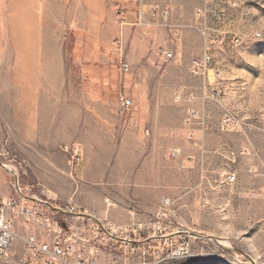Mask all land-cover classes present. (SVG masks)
<instances>
[{
  "label": "rangeland",
  "instance_id": "rangeland-1",
  "mask_svg": "<svg viewBox=\"0 0 264 264\" xmlns=\"http://www.w3.org/2000/svg\"><path fill=\"white\" fill-rule=\"evenodd\" d=\"M179 1L177 21L189 20L170 39L185 34V68L162 77L122 71L124 56L115 68L86 70L65 21L68 0H0V206L16 193L8 169L51 207L103 212L107 197L125 208L138 197L156 210L167 197L171 230L180 223L184 233L169 236L168 254L181 255L158 264H264V0ZM205 51L213 66L194 74L191 61ZM135 81L140 94L175 101L167 118L146 121L165 150L132 151L115 115H104L117 112L114 98L132 97ZM134 153L156 162L131 166ZM188 156L196 162H180Z\"/></svg>",
  "mask_w": 264,
  "mask_h": 264
},
{
  "label": "crops",
  "instance_id": "crops-1",
  "mask_svg": "<svg viewBox=\"0 0 264 264\" xmlns=\"http://www.w3.org/2000/svg\"><path fill=\"white\" fill-rule=\"evenodd\" d=\"M179 2V0H68L65 4L64 16L68 27L74 32V53L88 57L86 70H89V64L92 70L115 68L113 61L118 56L125 57L131 71L163 70V77L169 69L183 70L185 67L181 61L186 57L187 44L185 34L179 43L170 39V34H180L176 27H183L189 20L184 16L177 21ZM164 12H166L165 15H163ZM161 48L171 51L172 58L166 59L160 52ZM135 84L136 88L132 90L130 98L133 106L125 110L123 105L114 98L117 112H107L104 115H108L107 118H111L112 114L115 115L113 118L118 119L117 126L122 133V141L132 140L135 144L132 151L165 150L166 142L163 143L162 139L158 140L152 136V125H146V121L167 118L169 111L174 110L172 104L175 101L168 95L140 94V87L137 88V82ZM141 84L147 86L146 80L143 79ZM181 84V80L177 79L176 85ZM146 126L150 127L146 129ZM160 135H167L166 129ZM152 156L134 153L130 155V158L134 160L130 162V165L137 167L142 162L144 164L156 162ZM161 162H168L167 155L164 154ZM180 162L196 161L188 156L182 158ZM134 199L127 208L119 204L106 205L103 212L86 213L103 223L109 222L115 225L140 221L144 216L150 218L149 216L154 214V203L145 198ZM60 207L52 206L55 216L62 217ZM29 229V226H22L18 234L24 237ZM24 247L25 243L22 239L12 245L11 252L18 257L22 255Z\"/></svg>",
  "mask_w": 264,
  "mask_h": 264
},
{
  "label": "built area",
  "instance_id": "built-area-1",
  "mask_svg": "<svg viewBox=\"0 0 264 264\" xmlns=\"http://www.w3.org/2000/svg\"><path fill=\"white\" fill-rule=\"evenodd\" d=\"M202 13L195 11V16ZM254 36L259 38L260 33ZM231 43L239 46L242 40L234 36ZM160 52L166 59L173 56L165 48ZM212 66V58L206 51L201 58L191 61L194 74L196 70L205 71ZM121 69L127 72L128 63L123 62ZM119 100L125 110L133 106L130 98L120 96ZM191 113L188 109L189 116ZM170 156H179V150H170ZM14 187L15 195L6 198L0 206V264H158L167 255H181L178 248L168 254V248H173L175 241L169 236L184 231L180 223L171 230L173 222L168 219L167 210L171 209L174 215L176 208L167 197L161 199L151 222L130 221L115 225L93 219L72 203L59 208L62 217L55 216L51 206L27 195L28 188H21L19 184L18 188ZM105 202L108 206L116 205L109 198H105ZM18 220L21 227H30L24 237L14 230ZM18 238L24 240L25 247L22 255L16 257L11 247Z\"/></svg>",
  "mask_w": 264,
  "mask_h": 264
},
{
  "label": "water",
  "instance_id": "water-1",
  "mask_svg": "<svg viewBox=\"0 0 264 264\" xmlns=\"http://www.w3.org/2000/svg\"><path fill=\"white\" fill-rule=\"evenodd\" d=\"M10 172H11V174L13 175V177L15 178V186H16V188H18V181H17V176H16V174L12 171V170H10V169H8ZM93 219H96L94 216H91Z\"/></svg>",
  "mask_w": 264,
  "mask_h": 264
},
{
  "label": "bare ground",
  "instance_id": "bare-ground-1",
  "mask_svg": "<svg viewBox=\"0 0 264 264\" xmlns=\"http://www.w3.org/2000/svg\"><path fill=\"white\" fill-rule=\"evenodd\" d=\"M254 34H259V32H255Z\"/></svg>",
  "mask_w": 264,
  "mask_h": 264
}]
</instances>
